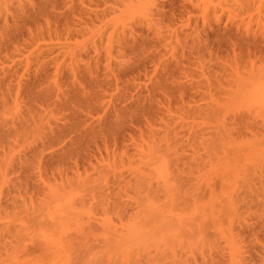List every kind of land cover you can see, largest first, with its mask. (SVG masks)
<instances>
[{"label": "rangeland", "instance_id": "obj_1", "mask_svg": "<svg viewBox=\"0 0 264 264\" xmlns=\"http://www.w3.org/2000/svg\"><path fill=\"white\" fill-rule=\"evenodd\" d=\"M0 264H264V0H0Z\"/></svg>", "mask_w": 264, "mask_h": 264}]
</instances>
